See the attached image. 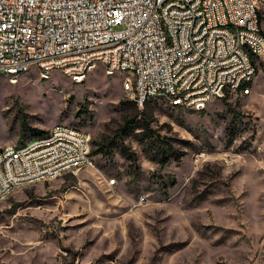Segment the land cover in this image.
Returning a JSON list of instances; mask_svg holds the SVG:
<instances>
[{"label": "rangeland", "instance_id": "374dc122", "mask_svg": "<svg viewBox=\"0 0 264 264\" xmlns=\"http://www.w3.org/2000/svg\"><path fill=\"white\" fill-rule=\"evenodd\" d=\"M123 85L101 65L82 84L0 74V149L55 125L83 132L94 157L0 200V264H264V55L250 94L199 112L152 101L137 116ZM147 125L178 160L153 161Z\"/></svg>", "mask_w": 264, "mask_h": 264}, {"label": "built area", "instance_id": "2783aa9c", "mask_svg": "<svg viewBox=\"0 0 264 264\" xmlns=\"http://www.w3.org/2000/svg\"><path fill=\"white\" fill-rule=\"evenodd\" d=\"M228 7L230 21H222ZM264 0H0V74L56 68L82 84L97 65L109 76L139 78L136 104L178 86L183 109L250 94L256 60L264 55ZM233 25L234 33H222ZM116 49L99 53V45ZM48 76H44L46 78ZM171 99V98H168ZM86 137L52 126L49 139L26 151L0 153V195L66 164L94 168ZM114 184V180H112Z\"/></svg>", "mask_w": 264, "mask_h": 264}, {"label": "bare ground", "instance_id": "6f19581e", "mask_svg": "<svg viewBox=\"0 0 264 264\" xmlns=\"http://www.w3.org/2000/svg\"><path fill=\"white\" fill-rule=\"evenodd\" d=\"M221 14H222V21H230V13L228 11V7H221ZM222 33L225 34H233L234 33V26L233 25H225L222 26ZM116 49V42H107L103 45H99V53H106L110 52V50ZM94 67L93 69H95ZM32 68L28 70H18L17 71V81L20 79V77L29 72ZM39 70V68H37ZM90 70V72L93 71ZM52 71H56V68H48L44 69V75L41 74V70H39V75L41 80H48L50 77V74ZM89 72V73H90ZM106 74L109 76V69H105ZM44 76H48L44 78ZM64 76L67 77L69 80H71L75 84H79L75 82V78L72 72H65ZM7 77V76H6ZM130 77L133 79V84L132 86H129V83L126 85V89H129L130 87H133L134 91V99H137L138 95V85H139V78L137 74H130ZM11 83H14L13 80H10ZM252 82H246V86L250 85ZM246 89H249V87H246ZM178 96V86H166V88L161 92V93H149L146 97L145 100H139V104H137L139 109H143L144 105L148 102L152 101H162L170 105V107L173 108H182L183 109V100L178 99V98H172V97H177ZM171 98V99H168ZM212 101H205L203 102V109H206V107L211 103ZM56 127H62V130L64 131H71L72 134L77 135L78 137H86V135L83 132L63 127V126H56ZM52 133V129L49 131V133L43 137L34 139L27 144L23 146H12L13 150L16 151H26L27 148H30L33 144L40 143L42 141L48 140L49 139V134ZM86 150L88 154H90V147H89V141L88 138L86 137ZM5 152L4 149H0V153ZM94 166V163H93ZM80 171V164H66L65 165V171L64 170H56L53 171L52 173L48 175L41 176V179H35V180H26L24 182H21L19 187L23 186H29V185H35L37 183H43V182H51L56 180L57 178L61 177L64 174H73L76 175ZM17 188L10 189V191H6L4 195H0V200L7 198L9 195L13 193V191Z\"/></svg>", "mask_w": 264, "mask_h": 264}, {"label": "trees", "instance_id": "16d2710c", "mask_svg": "<svg viewBox=\"0 0 264 264\" xmlns=\"http://www.w3.org/2000/svg\"><path fill=\"white\" fill-rule=\"evenodd\" d=\"M250 85H247L246 87H249ZM137 107V106H136ZM147 107V106H146ZM145 107V108H146ZM145 108L142 110V111H140V109L137 107V110H138V114H137V116L139 115V116H141V117H145V115H144V111H145ZM143 118H141V120H144ZM126 127L128 128L127 129V133H129V132H131L132 130H134V128H129V125H126ZM144 130L145 131H149V136H147L146 138H147V140H148V144L150 145V146H156L157 147V152H156V154L154 155V158H153V161H155V162H157L158 164H160V165H166V164H168L171 160H174V161H176V160H178V157H175L174 159H173V157L174 156H176V154L174 155V154H172V153H169V154H167V152L168 151H164V150H162V144H163V142H164V140H161L160 139V136L159 135H157V137L155 138V139H153V136L155 135L154 134V132H152L150 129H149V125H147L145 128H144ZM46 134V132H43V131H41V132H39L37 135H38V137L39 136H43V135H45ZM161 144V145H160ZM124 156H126V158H129V159H131L132 157H133V160L135 159V155L134 154H129V153H127V152H125L124 153Z\"/></svg>", "mask_w": 264, "mask_h": 264}, {"label": "crops", "instance_id": "0c3cea01", "mask_svg": "<svg viewBox=\"0 0 264 264\" xmlns=\"http://www.w3.org/2000/svg\"><path fill=\"white\" fill-rule=\"evenodd\" d=\"M93 157V156H92ZM64 175H67V174H64ZM64 175H62L61 177H63ZM60 178V177H59Z\"/></svg>", "mask_w": 264, "mask_h": 264}]
</instances>
